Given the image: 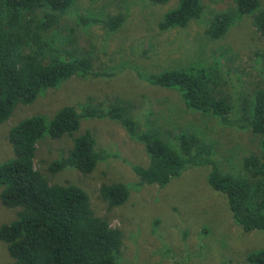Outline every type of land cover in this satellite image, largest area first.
I'll return each instance as SVG.
<instances>
[{
  "label": "trees",
  "instance_id": "16d2710c",
  "mask_svg": "<svg viewBox=\"0 0 264 264\" xmlns=\"http://www.w3.org/2000/svg\"><path fill=\"white\" fill-rule=\"evenodd\" d=\"M79 1L0 0V124L10 119L18 103L32 104L44 90L80 74L98 72L91 57L61 59L76 56L77 48L91 53L80 47L78 40V33H89L63 18L73 7L82 15L101 13L81 10ZM149 1L158 6L172 0ZM203 3L179 0L178 7L157 24L159 31L188 27L202 16ZM234 3V9L218 13L210 22L207 38L223 39L244 16L253 18L256 30L264 37L261 0ZM128 14L102 20L90 16L85 22L113 33L128 21ZM71 48L76 49L67 50ZM219 50L222 54L217 58L213 52L209 59L200 57L191 64L146 78L153 87L176 90L181 95L185 105L179 120L193 125L185 126L188 131L176 137L145 130L147 117L143 120L135 115L139 118L136 120L130 105L118 103L108 110L89 105L82 114L74 107H65L51 120L34 116L12 129L9 139L15 158L0 166V201L5 207L19 209L17 219L0 228V241L6 244L12 264H118L124 238L120 226L99 217L82 188L70 183L51 184L50 180L68 168L90 175L98 162L110 155L97 151L96 140L87 133L75 139L67 156L49 165V176L35 166L38 145L46 137L59 139L75 133L84 117L109 118L120 124L128 137L145 146L150 165L133 167L140 185L165 187L187 166H211L208 183L225 195L234 220L247 234L264 231V54L259 66L261 79L256 89L247 93L235 89L239 72L234 66L236 60H224L231 48ZM147 116L151 118L154 113ZM218 127L250 132L255 149L244 156L236 155L233 147L225 148L218 140ZM100 196L111 211L127 202L130 191L126 184L113 183L101 186ZM248 261L264 264V251L251 254Z\"/></svg>",
  "mask_w": 264,
  "mask_h": 264
},
{
  "label": "rangeland",
  "instance_id": "374dc122",
  "mask_svg": "<svg viewBox=\"0 0 264 264\" xmlns=\"http://www.w3.org/2000/svg\"><path fill=\"white\" fill-rule=\"evenodd\" d=\"M178 4L179 0L158 6L149 0H80L81 10L101 13L82 15L73 7L63 18L89 33L88 36L78 33V40L80 47H86L93 55L76 47V56H61V59L91 57L98 72L80 74L56 88L44 90L32 104L18 103L10 119L0 124V166L15 158L9 139L13 128L34 116L51 120L65 107H74L82 114L89 105H100L101 110H108L116 103L130 105L134 119L147 117L145 130L158 131L167 138L188 131L185 126L193 123L179 120V112L185 105L179 92L153 87L146 78L191 64L200 57L209 59L213 52L217 58L222 48L232 50L224 60H236L237 92L254 91L261 79L259 66L264 37L256 30L253 18L244 16L223 39L211 41L206 36L210 22L218 13L234 9L235 3L204 0L205 10L199 19L192 20L186 28L161 33L157 24ZM261 5L264 6V0ZM119 14H128L129 19L113 33L85 22L90 16L102 20ZM151 111L154 116L150 118L147 115ZM217 131L218 140L225 148L233 147L236 155H247L256 147L250 132L219 127ZM87 133L96 140L97 151H104L110 157L100 160L90 175L68 168L50 180L51 184L70 183L82 188L88 193L96 214L111 220L115 227L120 226L124 238L118 264H250L251 254L264 251V231L244 232L232 217L225 195L210 187L211 166H187L165 187L140 185L133 167L150 165L145 146L128 137L126 130L109 118L84 117L75 133L59 139L46 137L37 147L36 168H42L49 176V165L67 156L75 139ZM113 183L126 184L130 196L125 204L108 211L100 188ZM18 212L19 209L5 207L0 201V228L17 219ZM12 263L6 244L0 241V264Z\"/></svg>",
  "mask_w": 264,
  "mask_h": 264
}]
</instances>
